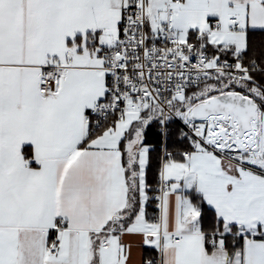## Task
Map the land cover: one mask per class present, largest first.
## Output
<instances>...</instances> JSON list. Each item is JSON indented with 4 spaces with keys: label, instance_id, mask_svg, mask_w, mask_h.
I'll use <instances>...</instances> for the list:
<instances>
[{
    "label": "snow or ice",
    "instance_id": "1",
    "mask_svg": "<svg viewBox=\"0 0 264 264\" xmlns=\"http://www.w3.org/2000/svg\"><path fill=\"white\" fill-rule=\"evenodd\" d=\"M0 264H264V0H0Z\"/></svg>",
    "mask_w": 264,
    "mask_h": 264
}]
</instances>
